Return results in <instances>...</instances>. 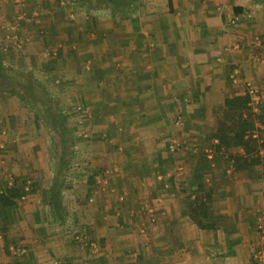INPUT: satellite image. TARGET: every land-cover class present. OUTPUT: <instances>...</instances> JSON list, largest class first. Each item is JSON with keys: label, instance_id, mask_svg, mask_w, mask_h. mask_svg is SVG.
<instances>
[{"label": "crops", "instance_id": "crops-1", "mask_svg": "<svg viewBox=\"0 0 264 264\" xmlns=\"http://www.w3.org/2000/svg\"><path fill=\"white\" fill-rule=\"evenodd\" d=\"M263 44L264 0H0V51L56 81L64 114L87 131L89 167L51 204L57 153L0 97V188L26 192L8 219L0 206V264H256L264 164L212 165L207 229L183 190L199 155H214L208 136L227 97L250 85L264 115ZM256 135L264 141V119Z\"/></svg>", "mask_w": 264, "mask_h": 264}, {"label": "trees", "instance_id": "trees-1", "mask_svg": "<svg viewBox=\"0 0 264 264\" xmlns=\"http://www.w3.org/2000/svg\"><path fill=\"white\" fill-rule=\"evenodd\" d=\"M96 1L98 4L112 6L113 9L118 2V0ZM15 74L13 69L0 60V93L9 91L10 94L19 95L33 106L42 101L40 111L58 137L54 143L57 153V173L54 186L49 191L50 196L54 195L50 197L53 204L52 201L61 195L63 185L67 186L68 167L74 156L76 138L73 130L68 126L64 111L58 109L42 83L32 73ZM250 102L249 92L243 96L226 98L220 128L217 133L208 136L211 153L214 155L209 158V153H201L197 164L187 178V188L183 190L186 212L200 229L211 226L209 219L212 210L209 194L206 192V182L207 171L212 165L215 168L232 167L235 172L247 170L252 174V169L264 164V158L260 153L264 152V141L261 142L256 135L257 125L264 119L261 111L262 104L260 112L255 113ZM235 149H242L243 153H232ZM24 187L25 185L20 187L15 184L10 188H0V206L7 219L10 217V211L18 207L19 200L25 195Z\"/></svg>", "mask_w": 264, "mask_h": 264}, {"label": "rangeland", "instance_id": "rangeland-1", "mask_svg": "<svg viewBox=\"0 0 264 264\" xmlns=\"http://www.w3.org/2000/svg\"><path fill=\"white\" fill-rule=\"evenodd\" d=\"M120 1V0H119ZM126 12V11H124ZM128 12V11H127ZM11 33V32H10ZM7 37V33H5L4 35V40ZM8 37H11V35H8ZM16 47H18V50L22 49V44L19 43L18 46L16 45ZM3 53L0 51V60L3 61V63L10 67L11 69L14 70V72L16 74H28L26 71L27 69H25V67L21 66L22 64H17L16 61L12 60L13 57L10 55L9 48H3L2 49ZM12 57V58H11ZM25 66V65H24ZM15 74V75H16ZM36 76V74H35ZM38 76V75H37ZM36 76V78H38ZM42 83L43 87H45L46 91L48 92V94L51 96V98L54 99L56 106L58 107L59 110H62L64 107V99L62 97H58L57 93H56V88L58 87V84L56 83V81H52L51 85H47V83H43L42 80H38ZM55 82V83H54ZM0 97L1 98H6V100H16L15 102H17L18 106L21 108L22 112H20V117L21 120L23 118H26L25 121L26 123L29 122L28 127L32 133V135L42 139H46L47 140V144H49L50 148V152L52 154H54L56 152V140L58 139L57 134L55 133V131H53V129L49 126V124L47 123L46 119L43 117L42 112L40 111V107L42 105V101L35 104L33 106V104L23 100L19 95L15 96L10 94L9 91H3L2 93H0ZM69 114V115H68ZM66 113V115L69 117H71L72 115L70 113ZM67 123L68 126L73 130L74 132V136L76 138V143L77 141H80L79 143H75V150H74V155L77 156V160L75 161V157L73 156L71 162L69 163V167H68V173H67V181L66 184L70 183V176H72L75 172V169L78 171V169H84V168H89L87 166V160L85 158L84 153L82 152V150L84 151V148L87 146L86 142H87V138H86V129L85 128H81V126H75L73 119H67ZM50 141V143H49ZM82 141V142H81ZM25 142V141H24ZM82 148V150H80ZM110 169L111 168H107Z\"/></svg>", "mask_w": 264, "mask_h": 264}, {"label": "built area", "instance_id": "built-area-1", "mask_svg": "<svg viewBox=\"0 0 264 264\" xmlns=\"http://www.w3.org/2000/svg\"><path fill=\"white\" fill-rule=\"evenodd\" d=\"M244 15L241 16H237L232 20L233 24H236L238 22L241 21ZM246 18H252L251 14H246ZM264 46V44H263ZM238 74L237 72L235 73V75ZM234 76V78L236 79V77ZM249 93L251 96V102H250V106L253 108V111L255 113H259L260 112V106L263 102L261 95L259 94V92L253 88L252 86L249 85ZM78 111L82 110V106L77 108ZM68 113V112H67ZM111 175V170L110 169H106L103 171V174L99 177V184H103V185H108V180L107 178ZM255 262L256 264H264V250H260L257 252V254L255 255Z\"/></svg>", "mask_w": 264, "mask_h": 264}]
</instances>
